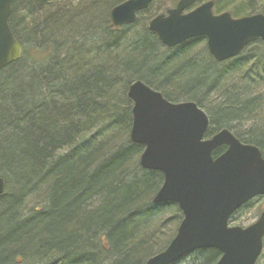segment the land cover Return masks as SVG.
Returning a JSON list of instances; mask_svg holds the SVG:
<instances>
[{
    "label": "trees",
    "instance_id": "1",
    "mask_svg": "<svg viewBox=\"0 0 264 264\" xmlns=\"http://www.w3.org/2000/svg\"><path fill=\"white\" fill-rule=\"evenodd\" d=\"M122 1L12 0L9 25L23 50L0 72V174L18 195L0 196L2 264L17 255L21 264H145L174 236L182 214L174 203H152L163 175L140 166L143 145L129 140L134 79L169 101L196 102L209 116L207 137L228 128L264 152L258 78L162 61L145 24L132 37L126 25L112 26L108 13ZM213 1L215 12L264 14L257 0ZM29 194L37 204L23 216ZM219 256L199 249L174 264H215Z\"/></svg>",
    "mask_w": 264,
    "mask_h": 264
},
{
    "label": "water",
    "instance_id": "2",
    "mask_svg": "<svg viewBox=\"0 0 264 264\" xmlns=\"http://www.w3.org/2000/svg\"><path fill=\"white\" fill-rule=\"evenodd\" d=\"M153 1L124 0L115 5L109 12L112 25L133 23L137 13ZM196 1L178 0L166 13L151 18L148 30L170 48L204 37L208 52L217 62L237 57L251 43H264V14H214L212 0L183 13ZM11 5L12 0H0V72L22 52L9 25ZM127 96L133 103L129 139L144 146L139 164L163 175L152 203H174L182 213L169 243L145 264H174L206 248L221 253L215 264H255L263 247L264 212L245 228L228 226V219L254 196L264 195L260 148L241 142L228 128L205 137L209 117L196 102H171L142 80L130 82ZM223 145L226 149L214 157L213 151ZM3 189L0 178V194Z\"/></svg>",
    "mask_w": 264,
    "mask_h": 264
},
{
    "label": "rangeland",
    "instance_id": "3",
    "mask_svg": "<svg viewBox=\"0 0 264 264\" xmlns=\"http://www.w3.org/2000/svg\"><path fill=\"white\" fill-rule=\"evenodd\" d=\"M176 1L177 0H155L147 9L142 11V13L139 15L138 20L134 22L135 23L134 25H131V26L126 25L127 27L125 28V32H124L125 36L132 37L135 31H137L138 32L137 34H139V32L142 31V29L144 28V24L147 25V22L149 20L146 21V18L150 14L164 13L166 9L173 7ZM205 1L207 0H199L198 4L205 2ZM239 1L249 2L250 0H239ZM254 3L256 6L259 7V5L264 4V0H261V1L257 0ZM49 7L52 8V6L50 5ZM157 50L160 52L162 56L163 55L165 56L162 59V61H167L166 59L171 57L169 59L170 62L177 63V62L182 61L181 62L182 66H185L186 64H190V63H195L198 65V67H200L199 69L201 70L215 66L217 67L218 70H222L220 71L222 75H226V76L229 75L228 77L233 76L234 78H236L237 76H243L245 74H252L254 77L258 78L259 80L258 85H256V88H254L255 92L253 93V95H259V96L261 95L260 101H262V105H264V67H263L264 65V55H263L264 54V44L263 43L254 42L250 44L239 56L233 59H230L228 61L220 62V63L215 62L213 57L207 51L204 38L192 39L174 48H167L161 44V45H158ZM172 59L174 61H171ZM186 79H189V78L187 77ZM208 97L209 96H207L206 98L207 100L205 99L204 101L201 102L204 108L207 110H209L208 106H210L208 103L210 100V97H209V100H208ZM240 129L245 130V127L240 126ZM96 131L97 130H93L91 133L87 134L81 141L88 139L94 134L97 136ZM237 131L243 134L242 131L240 130H237ZM66 153H68V149L60 151L57 155H63ZM16 194L18 195V191L15 190L14 187H13V190L7 187V190L5 191V196L16 195ZM36 204L37 203L35 200L34 201L31 200V194L22 198L21 205H20L21 215L28 216L31 213V208L34 207V205ZM263 208H264L263 198L253 200L252 205L240 213L237 219L239 221V224L246 225V224L251 223L257 218L258 214L260 213V210H263ZM169 216L171 215H169L168 212H166V214L162 216V219H163L162 221H165L166 218H168ZM170 226H171L170 224L165 223L162 225V229L168 230ZM171 229L169 230V232L171 231ZM19 258L20 257L17 255L15 259L18 260ZM0 264H2L1 261H0ZM257 264H264V253H263V256H261V258L258 260Z\"/></svg>",
    "mask_w": 264,
    "mask_h": 264
},
{
    "label": "flooded vegetation",
    "instance_id": "4",
    "mask_svg": "<svg viewBox=\"0 0 264 264\" xmlns=\"http://www.w3.org/2000/svg\"><path fill=\"white\" fill-rule=\"evenodd\" d=\"M198 5V4H197ZM196 5V6H197ZM226 147H224V149H225ZM263 157H264V153H263ZM0 177L1 178H3V176L0 174ZM4 179V178H3ZM4 183H5V189H4V191L7 189V183H6V180L4 179ZM1 196V195H0ZM259 198H263L264 199V195H261V196H256L255 198H253V199H251L250 201H247L246 203H244L243 205H241L236 211H234L231 215H230V217H229V219H228V225L229 226H241V227H246V226H249L250 224H252L253 222H255L259 217H260V215L264 212V208H263V210H260V213L258 214V216H257V218L254 220V221H252L251 223H249V224H246V225H242V224H239V221L237 220L238 219V217H239V215H240V213L242 212V211H244V210H246L248 207H250L251 205H252V202H253V200H255V199H259ZM263 253H264V237H263ZM21 263H23V260H21V259H18V260H14L13 261V264H21Z\"/></svg>",
    "mask_w": 264,
    "mask_h": 264
},
{
    "label": "bare ground",
    "instance_id": "5",
    "mask_svg": "<svg viewBox=\"0 0 264 264\" xmlns=\"http://www.w3.org/2000/svg\"><path fill=\"white\" fill-rule=\"evenodd\" d=\"M110 12V11H109ZM108 16H109V13H108ZM134 23V22H133ZM134 80H136V79H134ZM133 81V80H132Z\"/></svg>",
    "mask_w": 264,
    "mask_h": 264
}]
</instances>
